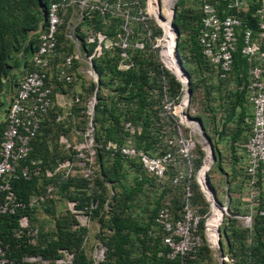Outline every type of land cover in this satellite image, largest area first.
<instances>
[{
	"label": "rangeland",
	"instance_id": "rangeland-1",
	"mask_svg": "<svg viewBox=\"0 0 264 264\" xmlns=\"http://www.w3.org/2000/svg\"><path fill=\"white\" fill-rule=\"evenodd\" d=\"M258 1H247V7L244 11L245 17L253 12ZM89 2L93 3L96 8L86 9L82 12L78 5H75L74 8H70L65 12V21L59 30L57 50L50 60L49 74L52 79L55 72L62 66L65 57L75 55L79 57L69 69L75 78L72 85L63 86L53 83L51 80L55 102L50 114L44 121L45 127L37 136V155L43 162L44 175L26 188V198L42 194L50 186H53L54 189L46 204L31 213V220L34 221L39 233H41L39 243L42 248L50 238L55 239L56 236L59 238L58 235H62L74 249L79 246L86 258L90 260L96 242H101L102 239L104 241L109 240L118 235L113 220L116 214L119 213L124 222L122 223L123 229L117 238L120 242L124 241L126 243L127 254L133 260V263L155 264V262L161 261L162 248L159 247L160 244L154 246L146 235L151 220L156 210L165 201L166 194L170 197L168 200L173 209L175 207L179 210L185 198V190L183 191L179 186L173 187L171 185L172 170L168 171L162 181H156L153 177L141 172L137 167L128 168L127 162L122 159L121 161L125 165L116 166L106 145L107 141L119 142L115 140L119 137L120 132L119 127L115 124L114 117H118L122 124L123 112L117 102L126 101L130 106L129 110L133 111H129V115L131 113L136 114L135 121H133L136 128L134 143L139 149L144 150L148 147L149 142L154 140L153 147L156 148V151H164L167 148L164 142L165 133L173 135V138L177 140L176 145L172 147L175 152L179 150L180 144L178 141L181 138L184 141L192 140L195 142L192 159L194 166L193 207L201 215L211 211L210 203L204 196L196 179L206 152L203 145L196 142L195 136L191 133V127L185 125L179 116L178 104L185 93V87L183 84L182 87L181 83L178 86L176 76L161 58V48L157 45L161 28L156 22L152 8V17L149 14V0H89ZM200 4L201 0L175 1L174 22L176 25L178 21L180 27L184 28L181 34L182 46L180 50L177 48V53L183 62L184 68L186 70L191 69L196 77L194 81L195 89L190 95V103L184 113L189 118L200 117L197 118L201 121L204 130L214 132L215 140L209 137L213 147L214 163L208 170L207 175L211 186L215 189L218 202L222 205L226 204L228 207L230 200L227 197L223 198V195H226L230 189V184L227 181L232 173H234L235 178L231 179H235L238 183L234 185L236 192L245 194V198H248L251 190H253L245 173L246 154L242 148L236 149L235 146V144L244 145L246 143L250 134L251 115L248 114L247 119L246 116L241 118L245 113L243 107H240L238 116L236 113L233 115L237 127L233 128L232 135L227 138L225 144L223 143V155L220 154L218 144L224 140V131H221V129L217 131L216 122L219 126L221 119H216V114H213L212 119L215 123L212 122V125H209H214V128L211 129L202 120V117H204L202 113L204 107L203 97L205 93L207 94L209 85L215 82L209 81V76L206 75L209 72L208 70L213 68L207 61L197 59L195 51L191 47L193 45L192 39L196 37L194 30L198 27ZM20 6L22 7L21 4ZM167 6L168 0L160 1V14L165 18L169 14ZM40 8L36 5L32 9L38 11ZM71 10H73L72 13ZM97 11L101 15L105 12H109L110 15L106 18H100ZM17 12L22 18L28 15L30 11L27 13L26 10L14 9L13 19L11 13L7 14L9 16L7 22L11 23V25L9 24L8 33L17 32L18 28L15 23ZM44 22L45 14L41 12L35 23L36 28L31 30L29 35H35ZM98 22L103 26L102 29L98 28ZM102 36L105 37V40L101 44V53L92 59L99 62L103 59L110 61L113 69H107L101 75L92 60V69L98 76L97 81L94 82L86 71L90 68L89 56L93 53L98 54L95 50L99 46L98 38ZM90 38H94V41L92 42ZM124 53L127 57L123 55ZM15 61V53H13L9 60V64L13 65L10 75H8L9 81L7 83L9 86L7 84V89L1 90L0 93V130L4 126L8 103L15 95L18 83L24 75L23 72L28 69V63L27 66L17 69L14 66ZM129 72H136L141 75L140 81L136 78L133 83L127 82ZM137 82L138 84H134ZM223 93L226 95V90ZM61 95L82 96L81 102L71 108V115L66 117L64 121L56 120L58 116L63 115L65 112L62 107L63 99H59ZM94 97L95 105L93 118H91L88 114V105ZM234 102L235 104L241 103L239 99H234ZM208 120L211 121V117ZM87 123H92L94 128L92 146H89L90 143H87V139L84 138ZM145 133L149 135L148 139H143ZM109 136L114 137V139H109L111 138ZM91 151H93L92 154ZM44 156L49 161V165H47L46 159L45 162L43 161L42 157ZM177 159H179V168L184 169L186 160L178 155ZM66 161H69V165L57 170V166ZM103 170L108 171L114 177L113 181L104 180ZM226 171H229L230 174H226ZM48 173L51 175H48ZM88 173L89 175L86 176ZM66 183L69 186L64 188ZM103 188L106 190L105 202L102 204L103 208L97 214L92 215L87 209L88 206H81L77 198L81 197L84 192L91 194L94 193L93 191H101ZM254 189H256L254 191L258 190L260 193L261 185L259 184ZM244 200L246 202L242 204L247 203L249 208L250 201ZM97 204V201H93L94 207ZM255 209L257 210V206H255ZM260 210H257V212ZM228 211L232 215L229 208ZM231 219L230 216L225 214L223 222L219 226L220 230L221 228H227L228 235H231ZM81 220L87 221L85 226L80 224ZM235 220L233 223L234 229L242 231L244 229L242 220L239 218ZM78 227L86 228L87 231L83 229L85 233L83 231L78 236H74V232ZM81 235H85L84 239L87 240L85 241L83 238L82 240ZM220 235L223 243H226V237L221 232ZM68 251L73 253V250ZM234 251L238 253L236 249ZM35 255L41 256L42 259L51 264L50 258H46L42 254ZM201 259L202 264H234L220 263L216 252L210 248H206L201 253ZM111 264L118 263L116 261Z\"/></svg>",
	"mask_w": 264,
	"mask_h": 264
},
{
	"label": "built area",
	"instance_id": "built-area-1",
	"mask_svg": "<svg viewBox=\"0 0 264 264\" xmlns=\"http://www.w3.org/2000/svg\"><path fill=\"white\" fill-rule=\"evenodd\" d=\"M175 1L172 14L175 11ZM215 1L213 3L210 0H201L198 43L202 55L222 78H226L233 71L236 56H240L247 67L246 90L252 106V119L250 135L244 147L248 156L245 172L253 190L248 198L250 201L248 213L237 217L242 220L245 228L251 229L255 215L264 216V209L259 212L255 209L257 198L261 191H264V0L258 1L246 21L241 17V12L247 7L246 0ZM75 5H78L82 12L96 8L89 0H51L49 2L46 26L37 33L36 49L30 59L31 70L23 75L14 98L7 106L5 126L0 132V223L4 216L16 214L19 216L18 225L12 229L8 239L0 229V264H49L41 256L29 251L22 252L21 249L30 248L37 243L39 231L31 223V213L35 207L50 199L54 188L47 187L42 194L25 199L15 192L11 179L31 180L44 175L41 160L33 159L30 155L33 151V142L42 127L43 118L49 114L53 105L49 69L50 60L57 50L59 29L64 24L65 12L74 8ZM172 14L170 23L173 26ZM93 39L90 38L92 42ZM104 40L103 36L98 38L99 46L95 52L100 53ZM123 55L127 57L126 53ZM92 58L89 56L90 66ZM76 60L77 56L65 57L62 66L54 75L55 82L71 84L75 80L69 69ZM176 63L181 65L179 60ZM179 69L183 70L180 67ZM90 73L96 81L97 73L93 69ZM123 127L126 136L122 143L107 142L106 148L111 158L119 155L126 161L133 160L140 163L142 170L154 177L156 181H162L168 171L172 170L171 185L173 187L179 186L181 181L189 178L185 184L181 215L177 216L168 200L170 197L166 194L165 201L154 217L155 225L164 233L163 243L168 248L165 255L168 264H189V262L200 260L199 251L203 246L214 250L219 259H230L221 255L219 247V226L225 214L230 216L227 205H222L215 200L224 211L216 228H213L210 223L212 211L201 215L190 201L192 194L190 184L194 179L192 159L195 142L184 141L181 138L178 141L179 150L175 152L172 147L176 145L177 140L173 138V135L165 133L164 142L167 148L156 154H148L139 150L134 144L133 135L136 133L134 124L127 120L123 123ZM92 136L93 128L90 127L84 135L87 143H90L89 146L93 144ZM177 155L186 160L184 169L179 168ZM68 165L69 161L59 164L57 170ZM48 175L51 174L48 173ZM88 175L89 173L86 174ZM259 183L262 188L260 193L258 190L254 191ZM105 250L106 247L103 244L94 248V264H103ZM59 253L61 257L56 258V264H72L73 253L66 249L59 250ZM230 260L233 261V259Z\"/></svg>",
	"mask_w": 264,
	"mask_h": 264
},
{
	"label": "trees",
	"instance_id": "trees-1",
	"mask_svg": "<svg viewBox=\"0 0 264 264\" xmlns=\"http://www.w3.org/2000/svg\"><path fill=\"white\" fill-rule=\"evenodd\" d=\"M50 1L51 0H0V93H1V90L7 89V84H8L7 82L9 81L8 75H10V72L13 69V65L9 64V60L12 57L13 53H15V58H16L14 66L17 69H19L23 66H27V63H28V69L27 70L28 71L31 70L30 58L32 57V55L36 49L37 32L44 27L45 22L43 25L40 26L39 30L35 33V35L31 36V35H29V33L31 30H34L36 28L35 23L37 22L38 16H40L41 12H43L45 14V17H46ZM20 4L22 5V7L20 6ZM36 5L41 7L38 11H36L37 9L36 10L32 9L33 6H36ZM18 8L21 9L22 11L26 10L27 13L29 11L30 12L28 13V15H25L22 18L18 15L19 12H17V19L15 22L17 24V28H18L17 32L8 33L9 26L11 25V23L7 22V18L9 17V16H7V14L11 13L12 19H13L14 9H18ZM98 12L99 11H97V15H99L100 18H106V17H109V15H110L109 12H105L103 15H101ZM20 13H22V12H20ZM149 14L151 16L150 3H149ZM241 17L243 18V20L246 21L247 17H245L244 13H241ZM198 21H199V17H198ZM98 24H99L98 28L102 29L103 26L101 25V23L98 22ZM176 25H177L178 30H179L177 48L180 50V48L182 46V42H181V36L182 35L181 34L184 31V28L180 27V24L178 23V21H177ZM198 33H199V22H198V27H196V29L194 30V34L196 35V37H194L192 39L193 45H191V47H193V50L195 51V57H197V59L199 58V59L204 60V58L200 52V45L198 43ZM58 35H59V33H58ZM35 40H36V42H35ZM34 42H35V44H34ZM240 42H241V39H240ZM240 42H239V45H241ZM25 43H27V44H25ZM157 45L160 47L161 43L157 44ZM27 55H29L28 58H27ZM236 58H237V60L234 63L233 73L237 70L240 71L246 65L245 61L242 60L240 58V56H236ZM21 63H23V65H21ZM93 64H94L95 68L97 69L98 73H100L101 75L103 74V72L105 70L113 69V67H111L110 61H107V60L105 61L104 59L101 60L100 62L95 59V60H93ZM187 71L189 74L190 89H191V91H194L195 85H194L193 79H194L195 74L191 69L190 70L187 69ZM236 74H240V72L239 73L237 72ZM236 74H235V76H237ZM141 77L142 76L138 75L136 72H129V79L127 82L133 83V81L136 78H138L140 81ZM138 82L134 83V84H138ZM177 84L179 86L180 82H178ZM127 85H129V84H127ZM8 86H9V84H8ZM238 93H241V92L238 90H236L234 92V94H236V95H238ZM117 105L121 108V110H123V108H124L125 111L127 112V114L129 115L130 106L128 103H126V101H122V102L118 101ZM233 105H235V102L233 103ZM98 107H99V105L97 106V108ZM130 112H133V111H130ZM135 117H136V114L131 113L127 119L133 122V121H135ZM114 119H115V124L119 127V132H120V134H118L119 137L115 140H118L122 143L121 140L123 138V132H122L123 131V125L119 121L118 117H114ZM232 119H233V117H232ZM4 126H5V123H4ZM41 131L42 130H40V132ZM40 132H39V134H40ZM109 137H111L109 139H114V137L112 138V136H109ZM144 138L148 139L149 135H146V133H145L143 136V139ZM37 141H38V137H36L34 142H33V151L31 152L30 157L33 159L41 160V158L37 155V150H38L37 149ZM153 142H154V140H151L149 142L148 147L144 149L145 152H148L151 154H155L157 152L156 148L153 147ZM135 145H136V143H135ZM136 147L139 148L137 145H136ZM45 157L46 156L42 157L44 162L46 159ZM121 159L122 158L119 155L116 156V158L114 159L116 166L125 165L123 163V161H121ZM122 160H124V159H122ZM41 162H42V160H41ZM46 162H47V165L50 164L49 161H47V159H46ZM125 162H127L128 168L137 167L141 172L145 173L142 170V166L140 165V163L133 161V160H128ZM42 166H43V162H42ZM192 167H194L193 162H192ZM103 171H104V177H105L104 180L113 181L114 177H112L108 171L107 172L105 170H103ZM145 174H147V173H145ZM147 175H149V174H147ZM37 179H39V178L34 177L31 180H24L22 178H18V179L14 178V179H11V184H12L15 192L19 196H21L23 198L25 197V199H26V196H27V194L25 192L26 188L30 184L35 182V180H37ZM188 180H189V178H187L186 181H181V184L179 185V187L182 188L183 191L185 190V184H187ZM259 184L261 185V183H259ZM190 185H191V192H192L193 179L191 180ZM258 185H257V187H258ZM68 186L69 185L66 183L64 185V188H67ZM176 187H178V186H176ZM105 191H106L105 188H103L101 191H93L94 193H91V194L84 192L81 197L77 198V200L81 203V206H85V205L88 206L87 209H88L89 213H92V215H95L98 213V211L101 208H103L102 204L105 202ZM93 201L98 202V204L95 207L93 206ZM190 201H191V204L194 206L193 193L191 194ZM45 204H46V202H44L42 205L44 206ZM42 205H40V206H42ZM256 205H257V210L264 209V191H261L259 198H257ZM40 206L35 207L32 210V212L35 211L36 209H38ZM158 209L154 213V216L151 220V224L148 228L146 235L150 239V241L153 243L154 246L160 244L159 247L162 248L161 253H160V260L161 261L160 262L157 261V263L155 262V264H168L169 262L167 261L166 256H165L167 251H168V248L163 243V234L164 233L154 223V217H155ZM174 210H175V213L177 214V216H180L181 212L183 210V205L181 204L179 210H177L174 207ZM18 216L19 215L16 214V215H12V216L7 215V216L3 217V219L0 223V229L5 235H7L6 239H8L10 237L8 235L10 233H12V229L18 225V222H17ZM230 217L232 218L231 219V228H230L231 235H228L227 228H221V233L228 240V242L225 245H227L229 247V253H231L233 258L235 259L234 264H264V216L263 215L260 216V215L256 214L255 215L256 218L254 217L255 221L253 220L252 228L251 229H243L242 231L234 229L233 223L236 221L235 220L236 218L234 217V215H231V214H230ZM113 222H114V225H116L118 235H120L119 233L123 229L122 223L124 222V219L120 217L119 213H117ZM31 223L34 226H36L34 224V221L31 220ZM202 226H203V222L201 223V228H202ZM83 229L85 230L86 228L78 227V229H76V231L74 232V236H78L79 234H81L84 231ZM113 230L115 232V227ZM85 231H87V230H85ZM85 231H84V233H85ZM247 234H248V236H247ZM85 235L84 236L81 235V239L82 238L84 239ZM118 235L113 237V238H110L109 240L104 241L102 239L101 242L106 247L105 258H104L103 264H111V263L116 262V261L118 264H134L133 260L127 254V250L125 248L126 243H124V241L120 242L117 238ZM40 236H41V233H39L38 241L34 246H32L30 248H23V249H21L22 252L23 251H29L32 254H42L46 258H50L49 261L51 264H56L55 258H58V256H60L59 250H61V249H66V250H70V251L73 250L72 252H73L74 256H73L72 264H94V258L92 256H91L90 260H88L85 256L83 250L79 246H77L74 249V247H71V244L62 235H58L59 238L57 236L55 239L50 238V240L46 241L47 243L45 246H43V248L40 246L41 244L39 243ZM84 240L86 241L87 239L85 238ZM81 247H82V245H81ZM206 248H208V247L203 246L201 248V250L199 251L200 260L189 262V264H193V263L194 264H202L201 253ZM26 249H28V250H26ZM235 249L237 250L238 253H235V251H234ZM51 258L53 259L52 261H51Z\"/></svg>",
	"mask_w": 264,
	"mask_h": 264
},
{
	"label": "crops",
	"instance_id": "crops-1",
	"mask_svg": "<svg viewBox=\"0 0 264 264\" xmlns=\"http://www.w3.org/2000/svg\"><path fill=\"white\" fill-rule=\"evenodd\" d=\"M210 1L213 2V3L216 2L215 0H210ZM246 5H247V0H246ZM72 11L73 10H71V13H72ZM241 13H244V11H242ZM45 26H46V17H45V25H44V27ZM200 52H201V49H200ZM100 53H101V50H100ZM100 53H98V54L93 53L91 56L94 58L95 56H98ZM201 54H202V52H201ZM75 56H77V59H79L78 55H75ZM203 58H204L205 61H207V59L204 56H203ZM30 66H31V64H30ZM91 69H92V65L90 66V68H88V70L86 72L93 79V77H92V75L90 73V70ZM213 69L212 70L211 69L208 70L209 72L206 75V76H209L208 77L209 78V81H215V82L212 83L211 85H209V88L207 89V94L205 93V95L203 97L204 107H203V112L202 113H203V116L204 117H202V120L204 121L205 125H207L211 129V128H214V125L213 126H209V125H212V122L215 123L213 121V119H212L213 114H216L215 115L216 116L215 117L216 119H221V122L219 123V126H218V123L216 122V127H217V131L220 130V129H221V131H224L223 132L224 140L220 141V143L218 144V147L220 148V152H221L220 154L223 155V151H224L223 143L225 144L226 141H227V138H229V136L232 135L231 133H233V131H234L233 128L234 127H237L236 121L234 119H232L233 115H235V113H236L237 116H238L239 111H240V107H243V110H244L245 113L243 114V116L240 115L241 118L242 117L244 118L246 116L245 118L247 119L248 118V114H250L251 115L250 116V121H251V119H252V106H251V104L249 102L248 92L246 90V84L248 82V73H247V67H246V65L240 71L237 70L234 73L232 71L226 78L220 77L218 71L216 69H214V70ZM233 69H234V67H233ZM27 71L28 70H26L24 72L26 73ZM237 72L238 73L240 72V74H236ZM235 74L237 76H235ZM54 75H53L52 79H51V76H50V82H49V84H50L51 88H52V82L53 83H57L54 80ZM51 80H52V82H51ZM195 80H196V77L194 75L193 81H195ZM74 81L71 84H61V83H57V84H61L63 86H70V85H72L74 83ZM93 81L96 82L97 80L95 81L93 79ZM177 81L180 82L178 78H177ZM224 90H226V95L223 93ZM236 90L240 91L241 93H238V95L234 94V92ZM16 91H17V88H16ZM52 99H53V105H54L55 100H54L53 88H52ZM59 99H63V101H62V107L65 109V112H64L63 115L58 116L56 120H58V121H64L66 117H68L69 115H71V108L74 105L79 104L81 102L82 96L81 95L80 96H78V95H75V96L61 95L59 97ZM234 99H239V101L241 103L233 105ZM240 99H242V100H240ZM53 105H52V108H53ZM94 105H95V97L93 98V101L92 102L91 101L89 102V105H88V108H89L88 113L90 112L89 114H90L91 118H93ZM50 112H51V110H50ZM122 112H123L122 113L123 114L122 115V117H123L122 125H123V123L128 120L127 118H128L129 115L127 114V112L125 111L124 108H123ZM48 115H46L43 118V120H45L48 117ZM197 117L198 116H195V117H192V118H196V119L200 118V117H198V118ZM209 117H211V121L208 120ZM90 127L93 128L92 127V123H87L86 132H87V130ZM3 129H4V126L0 130V132ZM93 132H94V128H93ZM122 132H123V138H122L121 141L123 142L124 141V138L126 136V133L124 132V127H123V131ZM206 132L208 134H210V137L211 138L214 139L215 135H213V133H214L213 131L210 132L208 130ZM191 133H192V131H191ZM133 140H134V135H133ZM107 142H109V141H107ZM112 142H117V141H112ZM118 143H121V142L119 141ZM68 146H70V145L68 144ZM235 146H236V149L242 148L243 151L245 152V148H244L245 147V144L244 145H242V144H235ZM139 150H141V149H139ZM142 151H144V150H142ZM146 153H148V152H146ZM148 154H151V153H148ZM245 154H246V152H245ZM109 155H110V153H109ZM116 156L114 158H111V159L114 160L116 158ZM247 164H248V156L246 154V164H245V168H246ZM230 168H231V166L229 167V169ZM230 172H231V170H230ZM230 172L229 171H226V174L229 175ZM234 176H235L234 173H232L228 177L229 179H228L227 182L230 184V189L227 191V194L226 195H223V198H226V197L229 198L230 201L228 203V205H229L228 208H229L230 212L232 213V215H234L235 218H238L237 216H242V215H245V214L248 213L249 208H248L247 203L245 205L242 204V203L243 202H246L244 199H246L248 201V198L249 197L248 198L247 197L245 198V194H240V193L236 192V190L234 189V185L235 184L237 185L238 183H237V181L235 179L234 180L231 179V178H235ZM86 222L87 221H85V220H81L80 221V224H82L83 226H85V223ZM243 228L244 229H247V228H245V226H243ZM219 231L221 232L220 228H219ZM220 239H221V236H220ZM226 240H227V238H226ZM227 242H228V240L226 241V243ZM226 243H223V241L221 239V243L219 244L220 245L219 247H220L221 255L224 256V257L227 256L226 258L229 257L230 259H233V261L230 260V259H227V260L226 259H219L220 257H218V256H217V259H218V261L220 263H234L235 262V259L233 258V256L231 255V253H229V247L227 245H225ZM99 244H101L100 241L99 242H96L95 247L97 245H99ZM216 255H217V253H216ZM92 257H93V253H92Z\"/></svg>",
	"mask_w": 264,
	"mask_h": 264
},
{
	"label": "bare ground",
	"instance_id": "bare-ground-1",
	"mask_svg": "<svg viewBox=\"0 0 264 264\" xmlns=\"http://www.w3.org/2000/svg\"><path fill=\"white\" fill-rule=\"evenodd\" d=\"M160 1L161 0H149L150 11L152 8L156 22L162 30V34H161L160 38L157 39V41H158L157 44L161 43V46H160L161 58H162L163 62H165L168 65L170 71L173 72L174 75H176V77L182 82V84L185 87V93L182 96L180 103L178 104V112H179L180 118L185 125L191 127V131H192L193 135L195 136L196 141L201 143L203 145L204 149L206 150V157H205L203 164L201 165V167L197 173V181H198V184H199L203 194L205 195V197L207 198V200L210 202V205H211V211H212V216H211V220H210L211 221L210 223L212 224L211 227L216 228V225L218 224L219 220L221 219V217L223 215L224 209L221 208L217 204V202L215 201V197H214L209 185L207 184V180H206L205 173H207V171L210 168L211 158H212L210 148H209V144L207 143V141L203 138L202 134L200 133L199 127H198L197 123L195 122V120H193L192 118H189V116L186 113H184V110H186V108H187V104H186V100H187L186 77H187V74L183 75V73L180 71V69L178 67V64L176 63L178 60L180 61L178 54H177L176 47L174 46V42L176 41L177 31H176V27L174 25L172 26L170 23L172 8H173L175 0H168L167 10H168L169 14H168L167 18L163 17L160 14ZM151 14H152V12H151ZM204 141H206V142H204Z\"/></svg>",
	"mask_w": 264,
	"mask_h": 264
},
{
	"label": "clouds",
	"instance_id": "clouds-1",
	"mask_svg": "<svg viewBox=\"0 0 264 264\" xmlns=\"http://www.w3.org/2000/svg\"><path fill=\"white\" fill-rule=\"evenodd\" d=\"M46 17H47V15H46ZM175 11H174V18H173V24H174V26L176 27V25H175ZM177 28V27H176ZM178 29V28H177ZM38 33V32H37ZM178 36H179V30H178V33H177V38H176V50H177V41H178ZM178 54V53H177ZM178 57H179V55H178ZM180 59V58H179ZM180 61H181V59H180ZM179 64V63H178ZM181 67H182V73H183V75L185 74H187V77H186V88H187V99H189V102H188V100H186V102H187V105L190 103V95H188V89H189V74H188V71L184 68V65H183V62L181 61ZM23 74H25V72H23ZM23 77V76H22ZM22 79V78H21ZM180 81V80H179ZM180 83H181V85H182V82L180 81ZM19 84V83H18ZM182 87H183V85H182ZM184 92H185V90H184ZM191 93H192V91H191ZM16 94V93H15ZM14 98V97H13ZM12 98V99H13ZM11 102V101H10ZM9 102V103H10ZM8 103V104H9ZM7 110V109H6ZM50 114V113H49ZM192 118V117H191ZM193 120H195V122L197 123V125H198V127H199V131H200V133L202 134V136H203V138L207 141V143H208V139H209V137L210 136H208V134L206 133V131L204 130V128H203V125H202V123H201V121L200 120H198V119H196V118H192ZM44 121L45 120H43V123H42V127H41V129L40 130H42L44 127H45V123H44ZM201 125V126H200ZM210 140V139H209ZM211 142V141H210ZM209 144V143H208ZM209 148H210V146H209ZM205 152H206V150H205ZM210 152H211V150H210ZM205 157H206V155H205ZM211 157H212V155H211ZM211 163H212V158H211ZM214 163V162H213ZM212 163V164H213ZM210 167H211V165H210ZM210 169V168H209ZM208 172V171H207ZM207 174V173H206ZM211 183V182H210ZM54 188V187H53ZM216 196V195H215ZM217 199V198H216ZM218 201V200H217ZM220 231H219V244L221 243V239H220Z\"/></svg>",
	"mask_w": 264,
	"mask_h": 264
},
{
	"label": "water",
	"instance_id": "water-1",
	"mask_svg": "<svg viewBox=\"0 0 264 264\" xmlns=\"http://www.w3.org/2000/svg\"><path fill=\"white\" fill-rule=\"evenodd\" d=\"M173 18H174V12H173V14H172V21H173ZM176 31H177V33H178V29L176 28ZM179 67L181 68V70H182V67H181V65L179 64ZM191 94V91H190V89H188V95H190ZM188 100V102H189V99H187ZM201 126V125H200ZM208 143H209V146H210V150H211V155H212V163L214 162V153H213V147H212V144H211V142H210V140L208 139ZM212 163H211V165H212ZM206 175V180H207V184L209 185V187H210V189H211V191H212V193H213V195H214V197H215V200H217L216 199V196H215V189L211 186V183H210V180H209V177H208V175L207 174H205Z\"/></svg>",
	"mask_w": 264,
	"mask_h": 264
}]
</instances>
